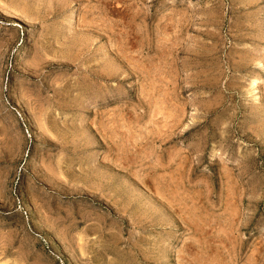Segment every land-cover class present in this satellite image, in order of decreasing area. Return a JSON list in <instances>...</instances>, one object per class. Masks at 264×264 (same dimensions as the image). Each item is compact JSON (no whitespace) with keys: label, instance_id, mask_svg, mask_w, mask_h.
<instances>
[{"label":"rangeland","instance_id":"obj_1","mask_svg":"<svg viewBox=\"0 0 264 264\" xmlns=\"http://www.w3.org/2000/svg\"><path fill=\"white\" fill-rule=\"evenodd\" d=\"M0 264H264V0H0Z\"/></svg>","mask_w":264,"mask_h":264}]
</instances>
